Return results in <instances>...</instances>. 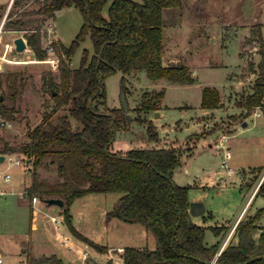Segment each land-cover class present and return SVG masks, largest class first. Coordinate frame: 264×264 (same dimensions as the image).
Wrapping results in <instances>:
<instances>
[{
	"label": "rangeland",
	"instance_id": "obj_1",
	"mask_svg": "<svg viewBox=\"0 0 264 264\" xmlns=\"http://www.w3.org/2000/svg\"><path fill=\"white\" fill-rule=\"evenodd\" d=\"M12 2L13 0L10 3L9 0H0V15L7 10L6 14H11V20L15 19L16 11L21 10L20 7L12 5ZM109 2L110 0H107L102 8L103 15L107 14ZM41 4L42 0H37L31 7L36 9ZM162 16L165 57L172 56L174 63L189 65L196 81L191 84H166V79L154 81L144 72L135 78L133 75L129 76L125 82V98L128 105L125 113L120 97L119 79L122 74L115 72L106 76V106L117 109L121 120L119 129L115 131L111 150L125 151L130 148L159 146L157 140L148 139L146 125L140 122L147 113L151 114V118H155L152 125L158 140L167 138L170 141L166 145L183 148L181 158L194 149L193 159L174 170L173 180L178 185L188 187V202H201L211 212V217L197 218L195 223L205 226L204 240L208 246L215 243L220 245L226 235V227L221 225L229 227L234 222L258 182L261 187L250 199L247 214L264 207V177L261 175L264 173V116L255 117L252 115L253 109L250 110L249 115L245 117L247 125H235L234 134L226 137L224 145L229 147L230 158L227 164L233 170L232 175L228 176L221 168L222 150L214 146L221 135H228L232 125L229 117L233 116L226 115L238 112L237 101L250 90L255 79L253 68H256L260 55L253 27L256 24L261 25L264 47V0H181L179 6L164 9ZM7 20V16L0 17V25L3 21L0 33V93L4 104L14 105L18 112L11 119L0 114V121H3V124H0V150L4 142L17 148L26 142L27 130L42 121L44 112H51L53 122H57L58 115L64 112V109L55 107L51 94L43 85L48 72L54 82H59L57 69L37 60L29 47L22 52L15 49L8 51L6 58L9 61L1 58L4 43H10L15 37H24L30 32L26 29H6ZM48 21L51 20L48 19L40 30L43 47L49 40H59L57 37L64 45H69L80 31L84 19L77 7L62 8L55 13L52 22L56 34L51 32L49 36H43L42 30L47 27ZM83 49L89 53L93 51L88 33L73 53L71 67L80 65ZM229 80L235 81L231 88ZM205 85L214 86L220 91L225 108L210 110L214 122L201 127L200 132L195 133L202 134L198 139L192 137L186 142L187 149L192 147L191 151H187L184 149V140L203 124L201 121H204L206 114H210L199 106L201 87ZM162 86L165 87L160 102L163 114L157 116L160 113L158 110L147 113L139 110L142 93L161 90ZM13 89L16 92L15 96L11 97ZM235 123L239 121L236 120ZM217 129L221 134L215 132ZM210 133L207 139L202 138ZM212 142L214 143L211 148L208 144ZM162 145L164 144H160ZM13 154L25 157L21 152ZM6 168L12 176L11 184L14 182L15 185L9 186L14 193L0 197V258L3 264H54L50 255L59 258L62 264H107L108 260L111 264H124L118 257L117 247H155L154 235L144 226L139 223H126L108 215L121 193H89L75 199L70 205L72 223L79 233L106 249L96 254L92 246L71 233L77 242L86 248L82 259H76L77 254L61 244L58 239L57 234L62 233L74 241L60 207L46 206L44 201L40 200L39 194L33 193L39 201L32 206L33 217H30L29 196L21 193L26 191L31 183L34 170L31 161H24L23 168L1 162L0 170ZM35 170L37 180L44 179L50 184L59 181L56 164L51 162L50 157L44 158ZM210 175L215 177V187H189L194 181L208 182ZM253 176L255 178L249 185V178ZM51 215L62 216L59 229H55L50 221ZM246 217L243 216V219ZM4 221L6 225L3 224ZM261 222L264 223V219ZM215 225L221 228L218 233L212 229ZM232 235L227 243H233L234 232ZM217 251L211 263L215 262L219 255ZM29 257L33 259L29 260Z\"/></svg>",
	"mask_w": 264,
	"mask_h": 264
},
{
	"label": "trees",
	"instance_id": "obj_2",
	"mask_svg": "<svg viewBox=\"0 0 264 264\" xmlns=\"http://www.w3.org/2000/svg\"><path fill=\"white\" fill-rule=\"evenodd\" d=\"M29 1L13 0L12 5L21 10L16 11L13 20L9 19L11 14L7 15L6 29L30 30L24 38L37 60H43L47 55L41 44V26L48 19H53L58 10L75 6L84 19L80 31L69 45L59 40L52 42L58 57L59 82H54L48 72L43 83L55 107L64 109V112L58 115L57 122L51 120V112H44L42 121L27 130L26 142L18 148L4 142L0 150V154L21 152L25 155L23 161H31L34 170L26 190L29 198L34 196L33 193H38L42 201L50 197L61 198L64 202L61 210L69 231L103 252L106 249L103 245L88 239L74 228L70 205L85 194L119 192L121 195L114 201L108 215L126 223H139L155 238L153 249L124 247L122 253L118 254L124 264H209L219 243L210 246L204 243L205 226L190 220L188 187L176 184L172 177L174 169L180 164L183 148L171 144L158 148L112 151L115 131L119 129L121 120L117 109L106 106L104 88V78L115 72L122 74L119 84L124 94L126 76L134 71H144L151 80L164 78L170 83L180 84L195 82L186 64L165 65L162 62V12L166 8L179 6L181 0H110L106 15L102 14V8L107 0H42L36 9L31 4L37 0H32L30 4ZM253 32L257 37L260 59L253 68L256 76L251 92L241 95L237 101V106L246 113L256 105L264 104L261 25L256 24ZM87 33L93 51L89 53L83 49L80 65L71 67V57ZM15 92L13 89L11 97L15 96ZM163 93V89L144 91L138 109L145 113L156 110ZM219 106L218 89L204 86L200 107L213 109ZM17 112L14 105L8 106L0 100L2 116L11 119ZM140 122L146 125L148 139L157 140L151 121L142 118ZM200 136L202 134L188 135L183 142L184 149L191 151L192 147L187 149L186 142ZM46 157L56 164L59 181L53 184L36 178L35 168ZM263 215L264 207L253 215L241 218L234 231L236 243H227L214 264H264L261 257L264 256V227L257 225ZM212 229L218 233L221 228L214 226ZM255 229H261L256 240L252 235ZM50 257H53L54 264H62L54 255ZM107 264H111L110 260Z\"/></svg>",
	"mask_w": 264,
	"mask_h": 264
},
{
	"label": "crops",
	"instance_id": "obj_3",
	"mask_svg": "<svg viewBox=\"0 0 264 264\" xmlns=\"http://www.w3.org/2000/svg\"><path fill=\"white\" fill-rule=\"evenodd\" d=\"M12 0H9V3L11 2ZM32 2V0H30L29 1V4ZM9 3H8V5H9ZM9 7V6H8ZM63 8H65V7H63ZM7 9H9V8H7ZM7 11V10H6ZM6 11L2 14V15H0V17H2V18H4V17H6L7 16V14H6ZM52 22H53V20H54V18L53 19H50ZM53 28H54V26H53ZM54 30H55V28H54ZM54 34H56V31H54ZM57 39H59L60 40V38L59 37H57ZM61 41V40H60ZM172 56H169V58H166L165 57V55H164V52H162V62H163V64H165V65H167V64H176V63H174L173 61H172ZM188 67H189V70L191 71V74H192V76L195 78V76L193 75L194 74V72L191 70V67L189 66V65H187ZM142 72H144V71H134V72H131L129 75H127L126 76V81L128 80V77L129 76H132L133 75V77L135 78L136 76L138 77V76H140V74L142 73ZM145 73V72H144ZM229 78V77H228ZM230 79V78H229ZM156 80H159V79H156ZM156 80H154V81H156ZM195 81H196V78H195ZM230 81V88H231V85H232V83H234L235 81H232V80H229ZM236 82H239V81H236ZM166 84L167 83H170V82H165ZM171 84H180V83H171ZM205 86H207V85H205ZM163 87V90H164V86H162ZM204 87V86H203ZM203 87H201V90H202V88ZM211 87H214V86H211ZM219 91V90H218ZM251 92V87H250V90L248 91V92H245V94H247V93H250ZM235 93H237V91L235 90ZM219 96H220V106L219 107H217V108H225V104H224V101H223V98H222V95H221V93H220V91H219ZM200 99H201V91H200ZM160 102H161V98H160V100H159V102H158V104H157V109L156 110H158V111H160V113H158V115L157 116H161L162 114H163V112H162V107H161V105H160ZM199 106H200V101H199ZM201 108V107H200ZM238 108V112H235V113H232V114H227L226 116H233V117H229L231 120H232V125H231V128L229 129L230 131L228 132V135H225V136H232L234 133V128H235V125H238V124H241V126L243 127V126H246L247 125V123L245 122V117L246 116H248L249 114L248 113H246L242 108H239V107H237ZM202 109H204V108H202ZM213 109H216V108H213ZM213 109H204L205 110V112H210V110H213ZM153 111H155V110H153ZM152 111V112H153ZM151 114H149V113H147V115H145V119H147V120H149V121H151V123L152 122H155V118L153 119V118H151V116H150ZM234 115H235V117H234ZM211 116H212V113L210 112V114H206V116L204 117V121H201V122H203V124L198 128V129H196V131H194V132H192V133H198V132H200L199 130H200V128L201 127H203V126H208V125H211L214 121V119L212 120L211 119ZM254 116V115H253ZM262 116H264V115H262ZM256 117V116H255ZM258 117H260V116H258ZM158 118V117H157ZM234 118H236V119H234ZM221 119H223V118H221ZM241 119V120H240ZM236 120H238L239 121V123H235L236 122ZM200 122V121H199ZM199 124H201V123H199ZM178 126H179V124H178ZM219 129H217V131H215L216 133H220V130L218 131ZM221 134V133H220ZM211 135V133L210 134H207L205 137H202V138H205V139H207L209 136ZM222 136V135H221ZM220 139V138H219ZM217 140V139H216ZM216 140H214V142L216 141ZM170 140H168L167 138H165V139H163L162 141L159 139L158 140V138H157V144L159 145L158 147H163V146H166V143H168ZM214 142H212V143H209L208 144V146L209 147H213V143ZM160 144H164V145H162V146H160ZM158 147H154V148H158ZM194 155H195V152H194V149H193V151L190 153V154H187L186 155V157H184V158H181L180 160V164L176 167V168H179V167H182V166H185L186 164H187V161H189V160H191V159H193V157H194ZM175 168V169H176ZM174 169V170H175ZM173 173H174V171H173ZM217 172L215 173V176H217ZM262 175V174H261ZM260 175V176H261ZM259 176V177H260ZM173 177V176H172ZM255 177L253 176V177H251V178H249L250 180H251V182H250V184L249 185H251V183H252V179H254ZM215 177L213 176V175H210V179L208 180V182H203V181H194L193 182V184L192 185H189V187H195V188H201V189H208V188H210V187H215ZM10 185H15L14 184V182H13V184H10ZM9 185V186H10ZM9 186H8V189H9ZM253 189H254V187H253ZM253 189H252V191H253ZM10 190V189H9ZM13 191V190H12ZM252 191H251V193H250V195L247 197V199H246V201H245V203L243 204V206H242V208H241V210H240V212L238 213V215H237V217L235 218V220H234V222L228 227V226H225V225H221L222 227H226V234H227V232L230 230V228L233 226V224H235L236 222H238L241 218H243V216H249V215H253L258 209H260V208H263V207H260V208H258L256 211H254V212H252V213H249V214H247V206H248V203H249V201H250V199L253 197V195L255 194H253V195H251L252 194ZM258 193V191H256V194ZM255 194V195H256ZM7 195H9V194H7ZM39 201V199H37V201L36 202H33V203H31V206H33L35 203H37ZM192 202H197V201H192ZM248 202V203H247ZM28 203H30V201H28ZM190 203V202H189ZM247 204V206H246V208L244 209V207H245V205ZM46 205V204H45ZM46 206H48V207H50V206H53V205H46ZM204 206V205H203ZM188 208H189V206H188ZM204 212L202 213V214H200V215H197V216H193V215H191V214H189V216H190V220L192 221V222H194L195 223V220L197 219V218H202V219H204L206 216L207 217H211L212 216V214H211V212L208 210V209H206V207L204 206ZM243 209H244V211H243ZM60 210V209H59ZM242 213V214H241ZM241 214V215H240ZM51 216H53V215H51ZM50 216V217H51ZM262 219H264V215L258 220V223H257V225H259V227H264V223L263 222H261L262 221ZM51 221V220H50ZM261 222V223H260ZM3 224L4 225H6V221H4L3 222ZM35 224V223H34ZM197 224V223H196ZM200 225V224H199ZM73 226H74V224H73ZM217 226H219V225H215V227H217ZM74 228L76 229V227L74 226ZM224 230V231H225ZM261 232V229H255L254 231H253V233H252V235H253V238L256 240L257 238H258V236H259V233ZM235 234V233H234ZM58 235V234H57ZM70 235H71V232H70ZM226 236V235H225ZM225 236H224V238H225ZM233 235H231L230 237H232ZM71 237H72V239L74 240V241H72V240H70L69 239V237H68V244H69V246H70V248L73 250V252L74 253H76L77 255H76V259H82V254H83V252H84V250L86 249V248H83V246L80 244V243H78L77 242V240L75 239V237L73 236V235H71ZM236 237H233V239H232V244H235L236 243ZM218 242V241H217ZM204 243L208 246V244H207V242L204 240ZM87 244V243H86ZM86 244H85V246H86ZM122 248V247H121ZM94 253H96V254H100V252H98V251H96L95 249H94Z\"/></svg>",
	"mask_w": 264,
	"mask_h": 264
},
{
	"label": "built area",
	"instance_id": "obj_4",
	"mask_svg": "<svg viewBox=\"0 0 264 264\" xmlns=\"http://www.w3.org/2000/svg\"><path fill=\"white\" fill-rule=\"evenodd\" d=\"M2 25H3V21L0 25V33H1ZM54 31L55 30L53 28L52 21H48L47 27L44 30H42V34H43V36H49V34L51 32L54 33ZM24 40H25V38H24ZM25 43H26L25 49H27L28 46H27L26 40H25ZM3 46H4V51H3V55L1 56V58L5 61H9L6 58V53L8 51H12L13 49H15L14 44H13V39H12V41H10V43H7V42L4 43ZM44 49L46 50V53H47L46 58L43 60H39V61L50 64L52 69H57L58 57L54 53L51 40L48 41V43L46 44ZM252 115H254L256 117L264 115V104L256 105L253 108ZM0 124H3V121H0ZM226 137L227 136L222 135L214 146L217 149L222 150V158H221L220 166H221V168H223L225 170L226 174L229 176V175L233 174V170L227 164L228 159L230 158V151H229V147L224 145V141L226 140ZM3 155H4V161L3 162H6L8 165H14V166L23 168L24 161L20 156L12 154V153H7V154H3ZM262 176L264 177V173L262 174ZM11 181H12V176H11L10 172L8 171V168H6L4 170H0V197L5 196L7 194L14 193L12 190L8 189V186L11 184ZM259 185H260V182H258L257 185L254 187L251 195H253L256 191H258ZM21 194L28 195L27 191H23ZM28 201H30L32 203L36 202L37 197L31 196V198H29ZM246 206H247V204L245 205L244 209L246 208ZM244 209H243V211H244ZM62 219H63L62 216H60V217L51 216L50 217V220H51L52 224L54 225L55 229H59V227H60L59 223H60V220L62 221ZM236 224H237V222L235 224H233V226L227 232L225 238L220 243L218 251H217V255L221 252L223 247L226 245V243L230 239V236L235 231ZM58 239L60 240L61 244L70 248V246L68 244V237L66 235H64L62 233H58ZM116 249L118 250L119 253H122V251H123V248H120V247H117ZM83 254H85V253L83 252ZM0 264H3V260L1 258H0ZM210 264H213V262Z\"/></svg>",
	"mask_w": 264,
	"mask_h": 264
},
{
	"label": "water",
	"instance_id": "obj_5",
	"mask_svg": "<svg viewBox=\"0 0 264 264\" xmlns=\"http://www.w3.org/2000/svg\"><path fill=\"white\" fill-rule=\"evenodd\" d=\"M86 12L88 13V10L86 8ZM89 17V15H88ZM13 44H14V48H15V51L17 52H22L23 50H25L26 48V43H25V40L22 36H17L13 39ZM98 58H100V54L98 55ZM120 97H121V106H122V109L123 111L126 113L127 110H128V105H127V101H126V98H125V94L123 91H121L120 93ZM0 100H2V94L0 93ZM113 119V118H112ZM4 161V155L3 154H0V163ZM44 203L46 205H55V206H58V207H62L64 202L61 198H58V197H50V198H46L43 200ZM204 206L201 202H190L189 203V208H188V213L193 215V216H197V215H200L204 212ZM178 215L180 217V211H178ZM262 258H264V256H261ZM257 258H260L257 257ZM255 259V258H254ZM211 262H209L210 264ZM215 262H213L214 264Z\"/></svg>",
	"mask_w": 264,
	"mask_h": 264
}]
</instances>
